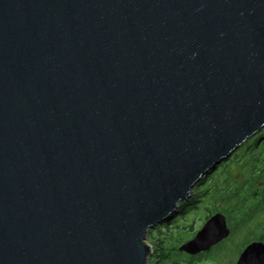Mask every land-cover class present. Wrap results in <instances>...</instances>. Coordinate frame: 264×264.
<instances>
[{"label":"water","instance_id":"1","mask_svg":"<svg viewBox=\"0 0 264 264\" xmlns=\"http://www.w3.org/2000/svg\"><path fill=\"white\" fill-rule=\"evenodd\" d=\"M263 127L264 0H0V264H147ZM229 234L216 213L178 249Z\"/></svg>","mask_w":264,"mask_h":264},{"label":"rangeland","instance_id":"2","mask_svg":"<svg viewBox=\"0 0 264 264\" xmlns=\"http://www.w3.org/2000/svg\"><path fill=\"white\" fill-rule=\"evenodd\" d=\"M261 140L264 142V127L255 135L251 136L248 140H246L242 146L238 150H234V152L227 157V159L220 166H226L227 163L231 165V168L228 171L227 176L229 178H235L234 176H239V172L243 170L242 166L244 165V161H240L237 163L238 168L233 164L238 157L242 158L246 154L247 149H251L256 141ZM260 147V146H259ZM259 152L264 151V147L261 145ZM248 152V151H247ZM218 165V163H217ZM222 169L218 171L221 172ZM208 175V173H206ZM206 177V175L202 176ZM244 177L241 176L236 182L237 185L244 184ZM222 180V179H221ZM218 180V187H223V182ZM200 185V184H199ZM264 187V181L262 183ZM198 186V185H197ZM203 186V185H202ZM262 193V189L260 190ZM196 199L194 197H189L185 201L188 202L186 206L185 212H176L172 213L166 220L162 223L156 224L150 230L146 231L147 234L145 236V241L147 245L150 246V256L148 257L147 264H174L171 261H174L178 264H235L238 259V253L241 251L243 247V242L248 238L247 231L241 229L237 234H235L231 240H225L220 245L214 248L213 252L202 256L203 258L197 260L193 263H185L189 261V257L184 254H178L174 252L181 244L186 241H190L195 235V233L202 228L204 223L207 221V215L209 213L210 205L207 202V198H202L199 196ZM215 202L216 208H221L224 205V200ZM185 206V205H184ZM183 206V207H184ZM193 206V208H191ZM182 207V208H183ZM180 208V207H179ZM180 208V209H182ZM185 209V208H184ZM254 213V223L260 222L263 219L262 215ZM172 254V255H171ZM164 255H166L164 257ZM171 258H170V257ZM164 257V258H163ZM169 257V258H168Z\"/></svg>","mask_w":264,"mask_h":264},{"label":"trees","instance_id":"3","mask_svg":"<svg viewBox=\"0 0 264 264\" xmlns=\"http://www.w3.org/2000/svg\"><path fill=\"white\" fill-rule=\"evenodd\" d=\"M264 147V142L258 140L252 146V148L247 149V156L238 157V159L233 163L237 168V163L244 161L242 166L243 170L239 172V176H234L235 178H229L227 176L231 165L227 163L226 166H220L222 162L232 159H223L218 165L213 167L206 177H201V179L195 185H208L214 187L215 196L218 195L216 192H220L225 198V212L228 218L235 222L234 235L237 234L241 229L247 231L248 238L244 240L243 246L246 245L249 240L257 237L259 234H264V189L262 193L260 192L262 188V183L264 181V151L259 152L257 149ZM260 146V147H259ZM221 170L220 173L218 171ZM243 176L244 184L237 185L235 180H238ZM222 179V180H221ZM218 180L223 182V187H218ZM262 215L263 219L260 222L254 223V213ZM261 229L260 232L257 230ZM166 255H164L165 257ZM163 257V258H164ZM170 257V256H169ZM168 257V258H169ZM166 258V257H165ZM171 258V257H170ZM177 264L174 261H171ZM160 264V263H159Z\"/></svg>","mask_w":264,"mask_h":264},{"label":"flooded vegetation","instance_id":"4","mask_svg":"<svg viewBox=\"0 0 264 264\" xmlns=\"http://www.w3.org/2000/svg\"><path fill=\"white\" fill-rule=\"evenodd\" d=\"M248 140V139H247ZM242 145H240L239 147H238V149L241 147ZM238 149H236V150H238ZM246 155H245V157L247 156V153H245ZM214 190V187H211V186H208V185H194L193 186V189L191 190V197H194V195H195V197H196V199L197 198H199L200 199V197L199 196H202V198H207V202H208V204L210 205V208H209V213H208V215H207V217L208 218H210L211 216H213V215H215L216 213H222L225 217H226V221H227V225H228V229H230V234H229V236L227 237V238H225V239H223V240H221V241H219V243H217V244H215V245H213L209 250H207V251H203V252H200V253H198V254H196V255H190V254H188V253H186V252H184V251H180L178 248L177 249H175L174 250V252H177L178 254H184L185 256H188L189 257V261H186L185 263H193V262H195V261H197V260H200V259H202L203 257L202 256H204V255H207V254H209V253H211V252H213V250H214V248L215 247H217L218 245H220L223 241H225V240H231L232 239V237L234 236V227H236L235 226V222H233V221H231L229 218H228V216H227V214H226V212H225V198L223 197V195H221V193L220 192H216L218 195H214L215 194V192L214 191H211V190ZM261 189H264V187L262 186V188ZM189 196V197H190ZM188 197V198H189ZM221 200H224V205L219 209V208H216V203L215 202H217V201H221ZM218 202V203H219ZM187 204H188V202H186L185 200H183V201H181L180 203H178V207H177V211L178 212H180V213H182V212H185V210H186V206H187ZM185 205V206H184ZM184 206V207H183ZM182 208V209H180V208ZM185 208V209H184ZM191 208H193V206H191ZM176 212V211H175ZM207 218V219H208ZM261 231V229H259V230H257V232H260ZM196 234V233H195ZM252 242H263L264 243V234H259L257 237H254L253 239H251V240H249V242L246 244V245H244L243 247H242V249H241V251L238 253L239 255H238V257L240 256V254L242 253V251L245 249V247H247L249 244H251ZM172 255V254H171ZM178 264H179V262H178ZM236 264V263H235Z\"/></svg>","mask_w":264,"mask_h":264},{"label":"bare ground","instance_id":"5","mask_svg":"<svg viewBox=\"0 0 264 264\" xmlns=\"http://www.w3.org/2000/svg\"><path fill=\"white\" fill-rule=\"evenodd\" d=\"M187 199H188V198H187ZM150 229H151V228H150ZM150 229H149V230H150Z\"/></svg>","mask_w":264,"mask_h":264}]
</instances>
